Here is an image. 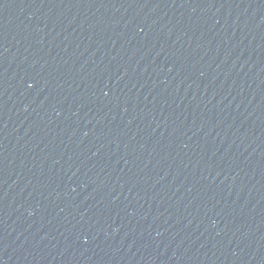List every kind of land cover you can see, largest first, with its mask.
Instances as JSON below:
<instances>
[{
  "label": "water",
  "instance_id": "95a60500",
  "mask_svg": "<svg viewBox=\"0 0 264 264\" xmlns=\"http://www.w3.org/2000/svg\"><path fill=\"white\" fill-rule=\"evenodd\" d=\"M0 102L132 264H264V0H0Z\"/></svg>",
  "mask_w": 264,
  "mask_h": 264
}]
</instances>
